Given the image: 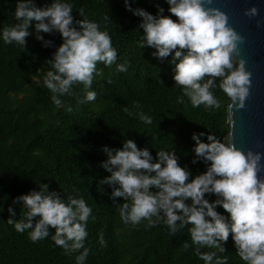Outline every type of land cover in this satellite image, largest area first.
Wrapping results in <instances>:
<instances>
[{
  "label": "trees",
  "instance_id": "1",
  "mask_svg": "<svg viewBox=\"0 0 264 264\" xmlns=\"http://www.w3.org/2000/svg\"><path fill=\"white\" fill-rule=\"evenodd\" d=\"M17 2L0 0V264H77L83 249L65 252L52 240L54 230L33 242L30 230L17 232L7 222L25 218L24 202L16 198L41 191L44 184L65 202L70 196L82 198L92 209L84 242L89 251L83 264H205L191 243L190 225L172 235L163 223L147 227L146 220L135 226L123 222L116 205L123 198L114 200L112 186L101 183L111 175L102 167L107 160L102 149L122 148L126 139H132L154 159L157 151H174L191 179L208 166L195 155L193 133L203 132L200 140L204 142L210 132L223 140L228 131L229 98L216 87L212 91L221 102L219 109L193 107L175 85L171 56L158 58L152 54L154 48L141 47L144 30L138 26L142 17L128 10L124 0H63L73 5L74 26L79 27L75 20L82 19L78 11L82 8L87 19L108 32L117 59L111 66L98 62L91 88L73 85L72 94L61 96L57 106L44 78L53 70L49 61L62 37L54 30L40 33L43 41L37 39L33 22L24 46L6 44L3 29L19 23L15 19ZM33 2L45 7L52 0ZM129 3L132 9L142 8L154 16L163 8V15L177 19L168 11L167 0ZM45 41L52 43L45 46ZM119 64H126L127 71H118ZM86 91H95L96 99L85 101ZM141 112L152 118L151 124L139 118ZM205 198L212 202L218 197L206 193ZM216 211L230 222L222 206L217 205ZM101 233L105 246L100 244ZM185 242L187 250L182 246ZM223 247V253L214 248L201 251L216 252L217 257L227 258V264H246L238 256L231 234Z\"/></svg>",
  "mask_w": 264,
  "mask_h": 264
},
{
  "label": "clouds",
  "instance_id": "2",
  "mask_svg": "<svg viewBox=\"0 0 264 264\" xmlns=\"http://www.w3.org/2000/svg\"><path fill=\"white\" fill-rule=\"evenodd\" d=\"M124 2L128 10L142 17L138 26L144 30L141 47L146 44L154 48L152 54L158 58L171 56L175 85L181 87L193 107L219 109L221 102L212 91L216 87L229 98L230 107L245 106L251 73L246 70L243 57L233 59L239 56L238 45L244 38L229 25L226 12L210 6L212 0H167L168 11L177 18L173 20L162 14L163 8L154 16L142 8L132 9L129 0ZM78 11L82 19L75 20L79 26L76 27L70 3L52 0L48 6L37 7L33 0H18L15 19L19 23L5 27L2 32L6 44L16 42L22 46L33 22L39 40H44L42 32L60 33L62 43L49 61L53 70L44 78V85L53 94L57 106L62 103L61 96L72 94L73 85L83 84L85 90L91 88L98 62L111 66L117 59L108 32L87 19L82 8ZM245 15L256 16L258 9L255 6L245 9ZM44 43L48 46L52 42ZM117 70L127 71L126 64L117 65ZM96 96L95 91H86L85 101H93ZM139 118L146 124L152 123V118L143 112ZM203 135V132L193 133L194 151L208 166L205 172L191 179L190 171L180 166L174 151H157L154 159L147 148H138L134 140L126 139L122 148L103 147L107 160L102 162V167L111 175L101 183L112 186L114 200L123 198L116 205L125 224L135 226L146 220L147 227H153L163 223L172 235L190 225L191 243L205 264H213L214 258L215 264H227L226 257L201 249L225 252L223 243L230 234L241 260L246 264H264V178L259 176L264 168L261 164L264 154L251 149L245 152L211 132L204 142L200 140ZM206 193L218 198L210 202L205 198ZM16 199L22 200L27 209L23 220L7 221L17 232L30 230V239L36 242L54 230L52 240L65 252L83 249L76 257L77 264H83L89 251L84 242L92 213L84 199L70 196L65 202L57 193L49 192L46 184L41 185V191ZM189 200L191 203H186ZM217 205L230 215V222L216 211ZM8 210L13 213L11 207ZM100 244H106L102 233ZM182 246L185 250L189 248L186 242Z\"/></svg>",
  "mask_w": 264,
  "mask_h": 264
},
{
  "label": "water",
  "instance_id": "3",
  "mask_svg": "<svg viewBox=\"0 0 264 264\" xmlns=\"http://www.w3.org/2000/svg\"><path fill=\"white\" fill-rule=\"evenodd\" d=\"M209 6V5H206ZM210 6L218 7L228 15V23L243 38L238 45L239 56L246 61V70L251 73L249 95L242 109L227 104L228 131L225 142L234 143L245 152L264 154V0H212ZM255 6L258 15L248 17L245 9ZM264 165V157L261 159ZM264 178V168L259 173Z\"/></svg>",
  "mask_w": 264,
  "mask_h": 264
}]
</instances>
